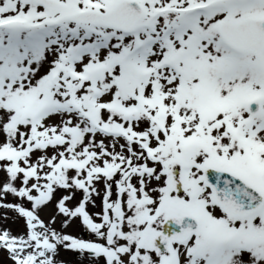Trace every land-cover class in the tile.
I'll use <instances>...</instances> for the list:
<instances>
[{
    "label": "snow or ice",
    "instance_id": "6c2138e0",
    "mask_svg": "<svg viewBox=\"0 0 264 264\" xmlns=\"http://www.w3.org/2000/svg\"><path fill=\"white\" fill-rule=\"evenodd\" d=\"M0 264H264V0H0Z\"/></svg>",
    "mask_w": 264,
    "mask_h": 264
}]
</instances>
